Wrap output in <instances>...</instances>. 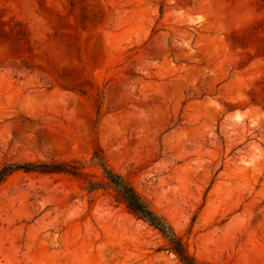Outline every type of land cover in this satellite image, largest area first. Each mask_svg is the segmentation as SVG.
<instances>
[{"label": "rangeland", "instance_id": "1", "mask_svg": "<svg viewBox=\"0 0 264 264\" xmlns=\"http://www.w3.org/2000/svg\"><path fill=\"white\" fill-rule=\"evenodd\" d=\"M264 264V0H0V264ZM85 172V175H84Z\"/></svg>", "mask_w": 264, "mask_h": 264}, {"label": "trees", "instance_id": "2", "mask_svg": "<svg viewBox=\"0 0 264 264\" xmlns=\"http://www.w3.org/2000/svg\"><path fill=\"white\" fill-rule=\"evenodd\" d=\"M91 162L101 171L102 181L90 182L87 186V191L93 192L106 186L110 187L133 215L161 234L167 243V250L174 253L182 264H200L189 254L185 244L176 234L172 225L162 215L155 212L122 175L110 167L101 148L98 147L94 151ZM19 170L40 174H66L75 177L82 175L80 167L75 162L54 161L6 165L0 169V186L9 176Z\"/></svg>", "mask_w": 264, "mask_h": 264}]
</instances>
